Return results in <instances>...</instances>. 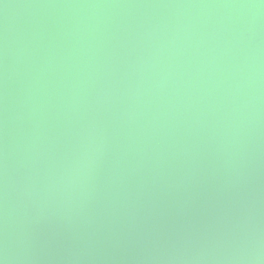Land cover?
Wrapping results in <instances>:
<instances>
[{
	"label": "water",
	"instance_id": "1",
	"mask_svg": "<svg viewBox=\"0 0 264 264\" xmlns=\"http://www.w3.org/2000/svg\"><path fill=\"white\" fill-rule=\"evenodd\" d=\"M0 264H264V0H0Z\"/></svg>",
	"mask_w": 264,
	"mask_h": 264
}]
</instances>
